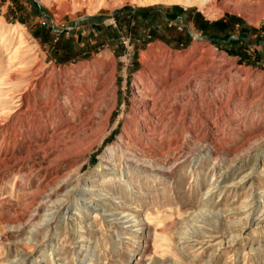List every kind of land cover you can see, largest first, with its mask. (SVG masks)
<instances>
[{"label":"rangeland","instance_id":"obj_1","mask_svg":"<svg viewBox=\"0 0 264 264\" xmlns=\"http://www.w3.org/2000/svg\"><path fill=\"white\" fill-rule=\"evenodd\" d=\"M20 261L264 264V0H0Z\"/></svg>","mask_w":264,"mask_h":264},{"label":"bare ground","instance_id":"obj_2","mask_svg":"<svg viewBox=\"0 0 264 264\" xmlns=\"http://www.w3.org/2000/svg\"><path fill=\"white\" fill-rule=\"evenodd\" d=\"M152 2H162V3H166V4H172V3H178V4H182L185 6H194V5H198L200 7H203L205 5H207L208 3L214 1V0H151ZM242 1V0H239ZM139 192V190H135V193ZM120 201V200H119ZM182 215H178V217H181ZM47 221V220H46ZM51 222V221H50ZM51 226V225H50ZM49 228V226H48ZM24 260V259H22ZM21 260V261H22ZM21 261L16 263V264H21Z\"/></svg>","mask_w":264,"mask_h":264}]
</instances>
